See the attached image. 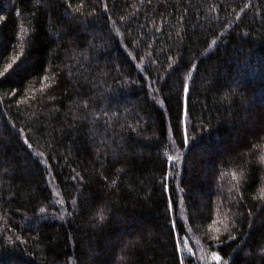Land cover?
<instances>
[{"label": "trees", "instance_id": "obj_1", "mask_svg": "<svg viewBox=\"0 0 264 264\" xmlns=\"http://www.w3.org/2000/svg\"><path fill=\"white\" fill-rule=\"evenodd\" d=\"M262 156L264 0H0V264H264Z\"/></svg>", "mask_w": 264, "mask_h": 264}, {"label": "snow or ice", "instance_id": "obj_2", "mask_svg": "<svg viewBox=\"0 0 264 264\" xmlns=\"http://www.w3.org/2000/svg\"><path fill=\"white\" fill-rule=\"evenodd\" d=\"M11 68V65L9 66ZM187 90V87H186ZM169 159H171V157H169ZM262 160H264V156L261 157ZM214 259H218V257H214Z\"/></svg>", "mask_w": 264, "mask_h": 264}]
</instances>
